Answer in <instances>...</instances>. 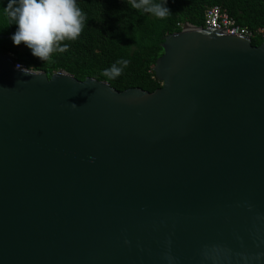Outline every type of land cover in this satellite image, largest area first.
I'll list each match as a JSON object with an SVG mask.
<instances>
[{
    "label": "water",
    "instance_id": "95a60500",
    "mask_svg": "<svg viewBox=\"0 0 264 264\" xmlns=\"http://www.w3.org/2000/svg\"><path fill=\"white\" fill-rule=\"evenodd\" d=\"M162 49L153 91L0 53V264H264V39Z\"/></svg>",
    "mask_w": 264,
    "mask_h": 264
},
{
    "label": "trees",
    "instance_id": "16d2710c",
    "mask_svg": "<svg viewBox=\"0 0 264 264\" xmlns=\"http://www.w3.org/2000/svg\"><path fill=\"white\" fill-rule=\"evenodd\" d=\"M5 2L0 0V8ZM77 3L87 21L76 40L62 42L66 50L54 52L50 60H38L22 43L13 46L9 37L15 26H8L7 19L0 15V34L8 35L0 39V53L10 52L26 68L43 71L48 77L64 70L78 80L93 77L106 81L118 91L130 87L153 91L161 85L153 67L162 54L165 36L180 31L185 23L204 26L205 12L212 5H219L236 26L251 30L252 45L258 46L263 40L258 31L264 28V0H167L169 14L163 19L132 9L125 0ZM117 60H127L128 64L119 76L109 79L103 70Z\"/></svg>",
    "mask_w": 264,
    "mask_h": 264
},
{
    "label": "clouds",
    "instance_id": "9594fccd",
    "mask_svg": "<svg viewBox=\"0 0 264 264\" xmlns=\"http://www.w3.org/2000/svg\"><path fill=\"white\" fill-rule=\"evenodd\" d=\"M125 3L158 19L169 14L167 0H125ZM0 15L7 19L8 26H15L9 37L13 46L22 43L40 61L50 60L54 52L66 50L67 45L61 46L62 42L76 40L87 21L77 0H6ZM127 64V60H117L103 74L114 79ZM70 106L77 107L74 103Z\"/></svg>",
    "mask_w": 264,
    "mask_h": 264
},
{
    "label": "built area",
    "instance_id": "2783aa9c",
    "mask_svg": "<svg viewBox=\"0 0 264 264\" xmlns=\"http://www.w3.org/2000/svg\"><path fill=\"white\" fill-rule=\"evenodd\" d=\"M216 29L218 31L224 32L228 35L239 36L243 38H251L254 33L247 27L236 26L234 21L226 14V12L219 5H212L207 8L204 16V26ZM258 33L261 34L262 39H264V28L260 29ZM8 55L13 59V65L18 70H26V66L15 59L12 53Z\"/></svg>",
    "mask_w": 264,
    "mask_h": 264
},
{
    "label": "rangeland",
    "instance_id": "374dc122",
    "mask_svg": "<svg viewBox=\"0 0 264 264\" xmlns=\"http://www.w3.org/2000/svg\"><path fill=\"white\" fill-rule=\"evenodd\" d=\"M24 46V45H23ZM24 47H21L20 49H23Z\"/></svg>",
    "mask_w": 264,
    "mask_h": 264
}]
</instances>
